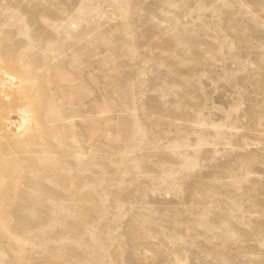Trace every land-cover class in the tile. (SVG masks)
I'll return each instance as SVG.
<instances>
[{
  "label": "rangeland",
  "instance_id": "1",
  "mask_svg": "<svg viewBox=\"0 0 264 264\" xmlns=\"http://www.w3.org/2000/svg\"><path fill=\"white\" fill-rule=\"evenodd\" d=\"M0 264H264V0H0Z\"/></svg>",
  "mask_w": 264,
  "mask_h": 264
}]
</instances>
